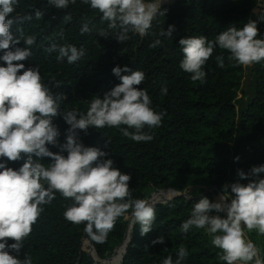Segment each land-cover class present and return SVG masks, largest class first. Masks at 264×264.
Instances as JSON below:
<instances>
[{"label": "trees", "instance_id": "16d2710c", "mask_svg": "<svg viewBox=\"0 0 264 264\" xmlns=\"http://www.w3.org/2000/svg\"><path fill=\"white\" fill-rule=\"evenodd\" d=\"M258 2L177 0L161 9L164 14L154 18L148 35L141 37L130 32V38L120 42L108 29V22L101 20L102 14L81 0L67 9H56L47 0H19L12 15L33 18L14 23L11 30L15 35L22 31L25 36H34L36 43L31 46V57L14 63L38 67L50 90L66 96L61 101L62 111L75 109L86 113L95 95L103 97L120 83L112 73L117 65L144 72L145 80L136 87L147 91L155 111L166 113L159 127L144 128L153 139L135 142L115 127H89L86 133L78 130L79 138L86 146L106 151L105 158L113 159L114 167L130 174L128 184L133 200L142 199L149 189H163L166 199L172 194L166 188L184 193L155 206L156 219L147 234L141 235L139 223L133 225L126 219L131 213L129 209L118 218L106 240L97 243L85 233V223L74 224L64 218L72 200L56 192L51 204L42 206L44 211L25 238L19 253L21 259L29 256L32 264H94L82 251L83 239L87 238L100 258L115 252L103 261L105 264H163L168 256L175 261L181 246L188 253L183 264H226L219 259L221 250L212 245L211 237L203 229L183 233L180 225L189 218L201 197L215 202L226 186L230 192L232 183L247 184L257 178L249 175L240 179L237 173L238 170L250 173L253 166L264 164V61L239 66L230 60L227 50L216 47L203 66L207 74L205 82L194 83L179 66L183 58L179 40L205 36L214 41L216 35L230 26L240 28L250 20L257 22V38L264 39V14L253 16ZM260 8L264 11V5ZM37 9L43 13L39 20L35 19ZM83 23H88L91 31L81 35ZM169 25L175 26L172 37L160 36ZM100 30L110 35L99 36ZM156 39L161 40V45L149 47ZM52 43L82 47L85 55L74 64H68L66 59L58 61L55 52L45 51ZM17 46L25 45L21 41ZM217 57L223 58V68L218 66ZM246 70L250 71L247 85ZM125 74L129 73H122ZM57 83L59 87H55ZM165 86L168 91L163 95L161 88ZM53 122L60 131L58 140L63 143L69 125L59 115ZM48 147L53 152L60 151L57 146ZM41 162L47 167L52 160L44 157ZM22 163L23 160L7 161L6 166L18 168ZM259 177L264 178V173ZM209 187L213 190L197 197ZM210 214L217 213L213 210ZM248 234L264 260V235L256 230ZM159 236L164 237V244L152 245L151 241ZM128 238L129 246L124 253ZM95 250L92 249V255L99 261Z\"/></svg>", "mask_w": 264, "mask_h": 264}, {"label": "clouds", "instance_id": "9594fccd", "mask_svg": "<svg viewBox=\"0 0 264 264\" xmlns=\"http://www.w3.org/2000/svg\"><path fill=\"white\" fill-rule=\"evenodd\" d=\"M18 3L19 0H0V264H32L31 257L20 258V249L44 211L42 206L51 204L56 192L72 200L64 218L74 224L85 223V233L97 243L106 240L118 218L129 209L132 223H139L141 235L147 234L156 219L155 206L143 199L133 200L128 184L130 174L114 167L113 159L105 158L106 151L84 145L78 131L115 127L132 141H151L153 136L145 133L144 128L159 127L166 113L155 111L147 91L136 87L145 80L144 72L117 65L112 73L120 83L103 97L95 95L86 113L75 109L62 111L61 101L66 96L50 90L39 68L14 63L31 57V46L36 43L34 36H25L22 31L15 35L11 30L14 23L33 18L13 16ZM47 3L56 9H67L76 0H47ZM81 3L98 10L101 20L108 22V29L120 42L128 40L130 32L141 37L148 35L154 18L164 14L160 8L162 0H81ZM42 16L37 9L35 19ZM174 27L169 25L160 36L172 37ZM90 31L88 23H83L81 35ZM98 35L107 37L110 33L100 30ZM257 36V22L250 20L240 28L230 26L216 35L214 41L205 36L183 37L179 40L183 53L179 66L190 74L192 82L204 83L207 74L203 66L216 47L227 50L236 65L260 63L264 61V39ZM21 41L24 47L17 46ZM161 43L156 39L149 47ZM45 51L55 52L58 61L66 59L68 64L85 55L84 48L72 44L52 43ZM217 61L223 68V58L217 57ZM167 91L166 86L161 88L163 95ZM58 115L69 125L63 143L58 140L60 131L53 122ZM48 145L57 146L60 151L53 152ZM44 157L52 160L47 167L41 162ZM20 160L23 163L18 168L6 166L7 161ZM260 173H264V164L253 166L250 173L238 170L240 179L249 175L257 178L247 184L232 183L230 192L226 186L215 202L201 197L189 218L180 225L181 231L203 229L211 237L212 245L221 250L219 259L226 264H264L259 249L246 236L252 230L264 235V178L259 177ZM213 210L226 212V216L210 214ZM9 239L14 242L9 243ZM164 242L163 236L151 241L152 245ZM187 255L181 246L175 261L168 256L163 264H183Z\"/></svg>", "mask_w": 264, "mask_h": 264}, {"label": "rangeland", "instance_id": "374dc122", "mask_svg": "<svg viewBox=\"0 0 264 264\" xmlns=\"http://www.w3.org/2000/svg\"><path fill=\"white\" fill-rule=\"evenodd\" d=\"M169 1H171V0H169ZM162 2H167V0H162ZM260 5H264V0H259L257 6L253 10V16L258 15L262 11V9L260 8ZM249 76H250V71L249 70H246V75H245V83H246V85H247V82H249V80H250V77ZM240 96H241V93H240ZM156 190L157 189H149L146 192V195L142 199L143 200H146L148 198L146 201H149V202L153 203V202H156V201L165 200L167 198L166 197V194L162 191L163 189H158L159 191H156ZM206 190H210L211 191V190H213V187L206 188L205 191ZM174 194H176V192L172 191L171 196H173ZM221 195H222L221 193H219L217 195V200H219V198H220ZM215 215L226 216V212L217 213ZM126 219L129 222L131 221V213H129V214L126 215ZM246 236H247V238L249 240H251L250 237H249L248 232H246ZM92 249H94L92 242L89 239L84 238L83 239V242H82V251L85 252L87 255H89V254H92ZM114 253L110 254L108 257L104 258L103 260L105 261L108 258L112 257V255ZM100 259H99V261H100ZM99 261H96L95 260L94 264H105V262L99 263Z\"/></svg>", "mask_w": 264, "mask_h": 264}, {"label": "water", "instance_id": "95a60500", "mask_svg": "<svg viewBox=\"0 0 264 264\" xmlns=\"http://www.w3.org/2000/svg\"><path fill=\"white\" fill-rule=\"evenodd\" d=\"M176 1H177V0H171V1H167V2H162L160 8L162 9V8H164V7L167 6V5H170V4L175 3ZM260 13H263V14H264V11L262 10ZM166 189H170V190L176 192V194H174L173 196H171L170 198H168V199H166V200L153 202L152 204H153L154 206H156V205H158V204H161V203H167V202L171 201V199H172L173 197H175V196L184 195L183 192H180V191H178V190H176V189H172V188H166ZM156 191H158V189H157ZM207 191H210V190H206V191L202 192V193L199 194L197 197L201 196L203 193H205V192H207ZM219 193H220V192H219ZM221 194H222V193H221ZM133 225H134V224H133ZM133 225H132V227H133ZM127 235H128V231H127V233H126V238H125V240L127 239ZM129 242H130V238H128V240H127V242H126V244H125L124 253H125V252L127 251V249H128ZM92 244H93V243H92ZM93 247H94V245H93ZM94 250H95V248H94ZM95 252H96V250H95ZM96 255L98 256L97 252H96ZM88 257H89V259H90V261H91L92 263L95 262V258H94V256H93L92 254H89ZM98 258H100V257L98 256ZM101 259H102V258H101ZM101 259H100L99 263H102V262L104 261L103 259H102V260H101Z\"/></svg>", "mask_w": 264, "mask_h": 264}, {"label": "bare ground", "instance_id": "6f19581e", "mask_svg": "<svg viewBox=\"0 0 264 264\" xmlns=\"http://www.w3.org/2000/svg\"><path fill=\"white\" fill-rule=\"evenodd\" d=\"M169 1V0H168Z\"/></svg>", "mask_w": 264, "mask_h": 264}]
</instances>
